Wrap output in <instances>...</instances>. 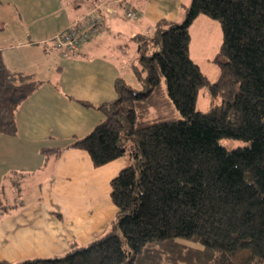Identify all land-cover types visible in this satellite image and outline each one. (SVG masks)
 I'll use <instances>...</instances> for the list:
<instances>
[{
	"label": "trees",
	"instance_id": "trees-1",
	"mask_svg": "<svg viewBox=\"0 0 264 264\" xmlns=\"http://www.w3.org/2000/svg\"><path fill=\"white\" fill-rule=\"evenodd\" d=\"M200 14L223 32L213 81L190 56ZM137 39L146 89L118 78V96L98 107L104 118L70 145L95 166L130 160L110 181L111 230L63 256L0 264H264V0H192L183 22L159 21ZM39 85L0 50L1 133H17L16 110ZM172 104L181 117H166ZM223 137L247 144L229 149Z\"/></svg>",
	"mask_w": 264,
	"mask_h": 264
},
{
	"label": "crops",
	"instance_id": "crops-1",
	"mask_svg": "<svg viewBox=\"0 0 264 264\" xmlns=\"http://www.w3.org/2000/svg\"><path fill=\"white\" fill-rule=\"evenodd\" d=\"M99 1L0 0L4 62L11 71L40 81L16 110L17 133L0 132V192L8 181L16 193L25 195L21 203H9L11 206L0 213L1 259L17 262L60 255L73 246L76 231L109 225L117 212L110 197V181L130 162L120 157L95 166L85 149L70 146L71 136L90 133L104 118L99 105L118 96L115 83L123 77V66L117 56L107 54L114 47L109 36L119 32L133 39L139 57L137 37L151 36L159 21L180 22L192 0H126L141 11L138 19L125 17L122 9L106 15L104 29L84 42L79 53L62 57L53 46V35ZM122 44L129 46L126 40ZM44 147L60 148L61 152L45 153ZM30 175L40 176V186L30 185ZM21 176L29 180L24 188ZM100 186L109 187L106 215L95 200ZM35 189L40 196L30 204V191ZM53 196L59 201H53ZM38 213L43 214V221Z\"/></svg>",
	"mask_w": 264,
	"mask_h": 264
},
{
	"label": "rangeland",
	"instance_id": "rangeland-1",
	"mask_svg": "<svg viewBox=\"0 0 264 264\" xmlns=\"http://www.w3.org/2000/svg\"><path fill=\"white\" fill-rule=\"evenodd\" d=\"M184 19L185 17L180 22H183ZM154 30H155V26L153 28V31ZM191 34H192V42L190 46L191 58L199 64L203 73L210 80L213 81L217 79L220 73V67H219L218 62L215 61L214 59L220 48V44L223 40V32H222V27H221L220 22L206 14H200L199 17H197L191 25ZM109 37H110V43L112 44L111 46H114V47L111 48L110 50L112 53L108 51L107 54L110 57L112 55L114 57L117 56L122 61L121 65L123 66V70H122V73H123L122 78H124L123 80H126L125 82H127L128 84H130L132 87H134L137 90H145L146 87H145L144 81L143 79L139 77L138 73L136 72V68H135V66H138L139 68H141V64L138 61L137 52H136L137 43L133 39H129V38L126 39L125 35L119 32H116V33L113 32V34L110 35ZM124 40H126V42L129 43L128 47L123 46L122 43ZM142 76H144V72ZM80 104L84 107L92 108L91 106L84 105L81 102ZM209 107H210L209 95L204 90H200L198 94V99H197V108L205 111V110H208ZM166 117L179 118L181 117V114L172 104L170 106V109H168V114H166ZM75 137L80 138L78 136H74V137L71 136V139L74 140ZM220 142L229 149L247 144L246 140L238 139V138H231V137H223L221 138ZM125 159L126 161L130 162V160L127 157H125ZM20 178H21L20 180L21 187L22 188L26 187L29 180L24 176H21ZM39 178L40 176L38 175H30V185L35 184V185L40 186L39 183L41 181L39 180ZM47 182L48 181H43V184H46ZM5 184H6L5 190L0 192L1 200L3 201L2 204L5 205L9 203H13V204L21 203L25 195H23V193H16L17 189L14 187V185H9L8 181H6ZM32 191L33 192L30 191V204L36 201L37 196H40V192L38 190L35 189ZM108 192H109V187L106 189L100 186L99 193L98 195L95 196L96 197L95 200H97V203L99 205L100 210H102L103 215L108 214V212L106 211V207L108 206V204L107 202H105V200L107 199ZM53 201H59L57 199V196H53ZM33 207L39 208L40 206H33ZM52 212L57 216V212H58L57 209H53ZM42 215H43L42 213H38V219L40 221H43L44 219ZM115 216L116 215H114V217L111 219L109 225L105 223L102 227L93 226V227L88 228V230L84 232L82 230L76 231L75 242L73 246L63 254L54 255L50 257L63 256L67 254L68 252H70L73 248L85 246L89 242L103 236L109 230H111L112 223L115 219ZM49 225L50 223L47 224L46 227H49ZM32 258H35V257H32Z\"/></svg>",
	"mask_w": 264,
	"mask_h": 264
},
{
	"label": "built area",
	"instance_id": "built-area-1",
	"mask_svg": "<svg viewBox=\"0 0 264 264\" xmlns=\"http://www.w3.org/2000/svg\"><path fill=\"white\" fill-rule=\"evenodd\" d=\"M121 9L127 18L138 19L141 15V11L126 0H100L83 16L53 35L54 48L62 57L79 53L84 42L104 29L106 15L117 14Z\"/></svg>",
	"mask_w": 264,
	"mask_h": 264
}]
</instances>
